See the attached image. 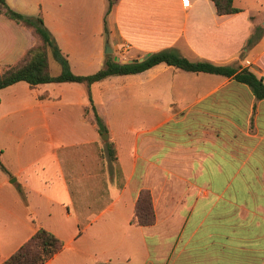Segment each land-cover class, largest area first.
Instances as JSON below:
<instances>
[{
  "label": "crops",
  "instance_id": "0c3cea01",
  "mask_svg": "<svg viewBox=\"0 0 264 264\" xmlns=\"http://www.w3.org/2000/svg\"><path fill=\"white\" fill-rule=\"evenodd\" d=\"M6 1L44 20L76 75L174 50L264 80V0H234L229 15L211 0ZM38 43L0 14V74ZM49 68L62 72L52 53ZM91 96L72 82L0 90V264L40 229L63 243L46 264H264V99L167 63ZM143 191L151 226L133 223Z\"/></svg>",
  "mask_w": 264,
  "mask_h": 264
},
{
  "label": "trees",
  "instance_id": "16d2710c",
  "mask_svg": "<svg viewBox=\"0 0 264 264\" xmlns=\"http://www.w3.org/2000/svg\"><path fill=\"white\" fill-rule=\"evenodd\" d=\"M215 3L220 15H229L239 12L234 6V0H211ZM112 6V2H111ZM0 14L32 30L39 39V43L31 48L24 58L15 66L9 67L0 74V90L19 82H26L31 87H37L47 83H79L89 91L90 101L92 86L110 76L136 74L143 72L157 64L167 63L187 72H204L225 77H234L239 83L248 85L258 100L264 99V80L248 69L238 70L229 66H217L206 61L191 62L174 50H165L152 54L141 63L120 64L111 58H107L103 68L92 75H76L69 66L57 46L51 32L45 26L41 17H28L13 8L6 0H0ZM252 40H249L251 44ZM52 53L56 61L61 65L62 72L53 76L49 68V54ZM95 115V122L100 134H108V128L98 115L95 107L91 105ZM111 160H116V147L112 143L109 146ZM0 168L5 167L0 161ZM133 223L139 226H151L155 223L152 196L149 191H143L139 197ZM63 249V243L51 232L40 229L25 243L15 254L3 264H46Z\"/></svg>",
  "mask_w": 264,
  "mask_h": 264
},
{
  "label": "water",
  "instance_id": "95a60500",
  "mask_svg": "<svg viewBox=\"0 0 264 264\" xmlns=\"http://www.w3.org/2000/svg\"><path fill=\"white\" fill-rule=\"evenodd\" d=\"M106 53H107L108 55H111V56H112V55L114 54V50L108 45V51H107ZM148 57H149V56H148ZM148 57H146V58H144V59H141V60H139V59L130 60V61H128V64L141 63V62L145 61ZM115 61L119 62L120 59H119V58H116ZM102 137H103V139H107V138H108V135L105 134V135H102Z\"/></svg>",
  "mask_w": 264,
  "mask_h": 264
},
{
  "label": "rangeland",
  "instance_id": "374dc122",
  "mask_svg": "<svg viewBox=\"0 0 264 264\" xmlns=\"http://www.w3.org/2000/svg\"><path fill=\"white\" fill-rule=\"evenodd\" d=\"M115 1V0H113ZM108 45L111 47V45L109 44L108 41L105 42V53L108 51ZM120 54H122V50L119 52ZM55 70V69H54Z\"/></svg>",
  "mask_w": 264,
  "mask_h": 264
},
{
  "label": "built area",
  "instance_id": "2783aa9c",
  "mask_svg": "<svg viewBox=\"0 0 264 264\" xmlns=\"http://www.w3.org/2000/svg\"><path fill=\"white\" fill-rule=\"evenodd\" d=\"M128 49H129V48H128V47H126V49H125V50L127 51Z\"/></svg>",
  "mask_w": 264,
  "mask_h": 264
}]
</instances>
